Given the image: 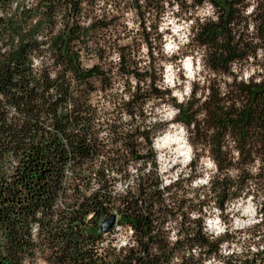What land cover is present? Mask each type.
<instances>
[{"label": "trees", "instance_id": "16d2710c", "mask_svg": "<svg viewBox=\"0 0 264 264\" xmlns=\"http://www.w3.org/2000/svg\"><path fill=\"white\" fill-rule=\"evenodd\" d=\"M209 2L217 19L197 23L193 41L208 71L229 76L254 52L244 40L248 0ZM106 3L0 0V264H264V79L233 78L199 106L176 105V121L216 171L191 198L176 181L161 187L150 147L160 129L145 132L142 113L167 93L158 87L162 43L145 22L172 3L198 9L204 0ZM130 12L138 38L129 36ZM249 17L255 39H264V0ZM83 57L95 63L85 67ZM246 196L259 216L250 232L255 252L226 255V238L205 231V206L213 200L221 212ZM112 214L115 228L104 234L101 221ZM119 228L130 232L123 246L115 244Z\"/></svg>", "mask_w": 264, "mask_h": 264}, {"label": "rangeland", "instance_id": "374dc122", "mask_svg": "<svg viewBox=\"0 0 264 264\" xmlns=\"http://www.w3.org/2000/svg\"><path fill=\"white\" fill-rule=\"evenodd\" d=\"M108 3H110V0H106ZM258 0H248V8L246 9V16H248V20H249V24L247 27V31H245V42L248 44L252 45V50L253 55L249 56L248 58H246L243 61L234 63L231 67L230 70V75L229 76H225V75H221V74H215V73H211L210 71H208L204 65L203 62L201 60L202 55H203V50L198 47L196 45V43L193 41V33L195 30V26L197 23H200L202 20L210 18V17H205L204 19H201V16L198 15V11L200 9L203 8L204 5H202V7L198 8V9H191V8H181L178 7L177 9V5L175 4H171L168 5L166 7H164L163 13L157 18H154L153 21L151 20V18L149 17L148 21L145 22V27L148 26L149 24H153V26H156V34H154L153 36H158V39L161 43H162V39H163V35L164 34H171L170 29H165L164 33H161L159 30V23L161 22V17L163 16V14L169 10H172V14L174 17L178 18V22L180 20L184 21L185 23H187V21L191 20L192 23L189 25L188 28V34H189V38L187 40V42L180 46L177 51L175 53H173L171 56H167L163 50L161 51V56L162 59L160 61V64L162 66V70H163V66L165 63H173L175 65L176 68L180 69V71L178 72V76L179 78L183 81L186 80L187 77L183 74L184 71H186V69H184L183 67V62L185 59H189L190 58V65L191 67L195 70L194 71V75H198L200 77V79H193L191 80V90L189 92L188 98L184 101L186 102L187 100L191 101V104L195 105V106H199L203 100L205 99V97L207 96V94H210L211 91H215L218 90V92L220 93H225L228 90V86L231 84L233 78L236 80V82L242 81V82H248V81H253V82H257L261 79H264V39L262 40H256V36L259 35V32H256L254 30V28L252 27V23L250 20V13L251 11H248L249 8L253 9V7L255 6L256 2ZM106 3V5H102V8H105L106 10H110L111 8H113L112 4H108ZM132 15L129 16V13L127 14V16L125 17L126 23H127V28L129 30V36L130 39L132 38H138V33L141 32L140 29H138V19L134 16L133 12H130ZM134 25L133 27H130L129 24ZM148 31V29H147ZM160 36V38H159ZM157 38V37H156ZM128 42V41H126ZM157 42V41H156ZM162 47V45H161ZM95 63V59L92 57H83L82 59V64L85 67H90L92 64ZM197 63L199 64V69L196 68ZM161 77V81H162ZM161 91H163L164 93H167V95L163 98V99H151V101H153V105L150 108V111H154L155 107H159L160 104L162 103H169L171 104L173 107H176V105H178V103H176V98L174 96L171 95V89L168 88H163L161 89ZM100 94H94L92 97V100L94 103L100 101L102 102V97L99 99ZM150 101V100H149ZM148 101V102H149ZM148 102H146L145 105L148 104ZM180 104V103H179ZM143 116H142V124H143V130L145 132H149V133H154L157 130L165 127L168 123V121H157L151 124V126H148V119H149V112L145 111V106L143 108ZM201 116V115H200ZM201 117H199V119H201ZM173 122H177L176 121V116L173 117ZM188 132V142L192 147V152H193V158L189 161L188 165H186V167L188 169H190V174L189 176H181L178 174L177 179L174 181H171L170 183H177V185L180 187V184L185 186V188L189 191L187 193L186 196H188V198L193 197V192L195 193V191L200 188L203 185H199L197 187H192L191 186V181L193 179L199 178L202 173L198 172L197 169L199 167H201L200 161L204 158H209L207 152L203 149V145L199 144V140L194 137L192 134L190 135L189 131L190 129H186ZM191 142H193V145L191 144ZM152 145V140H151V144L150 147ZM152 149V147H151ZM153 153L155 154L156 157V153L155 151L152 149ZM194 152H197V154L199 155V159L195 160V155ZM155 164L157 165V170H158V163L155 159ZM178 167V164L173 165L172 168L169 169V171H174L175 168ZM192 168V169H191ZM132 173V171L130 172ZM214 174V173H213ZM159 176V175H158ZM160 178V176H159ZM161 180V179H160ZM162 181V180H161ZM181 182V183H180ZM167 185V184H166ZM248 196L246 197H241L243 199H247ZM240 199V198H239ZM237 200V199H236ZM235 200L229 202L226 206L225 209L221 212H219V217L221 219L222 222L225 223L226 228L225 231L220 234L219 236H215V237H225L226 241L224 243V253L227 255L228 253H234L235 255H239V256H243V257H248L250 258L251 254H253L255 251H253V249H255V246L252 243V240L250 239V232H251V228L253 226V224H255L258 220V215L255 211L252 219H253V223L249 224V225H245L242 228H235L232 231L228 230V227L231 226L232 223V215H236V216H240V212L237 211L235 213H230V208L232 203ZM252 203L254 204V202L252 201ZM255 205V204H254ZM192 209H196L197 208V203L195 201V199L193 198V202L191 205ZM214 202L213 200L210 201V203L208 204V206H205V209H209L208 212H206V215L204 217V226L206 229V224H205V219L211 218L210 217V213L212 208L214 207ZM215 208V207H214ZM241 219H247L248 217L245 216H241ZM118 230V229H116ZM206 231V230H205ZM206 233L210 236H212L213 234L210 232ZM129 236H130V232L128 231V229L126 228H119V230L117 231V233L115 234V239H116V245H117V241L123 237L126 241L129 240ZM235 244L237 247H239L241 249V251L239 253H237L235 250L233 251H227L228 249L232 248V245ZM125 245V243L123 244H119V246H123ZM36 264H41V262H37Z\"/></svg>", "mask_w": 264, "mask_h": 264}, {"label": "clouds", "instance_id": "9594fccd", "mask_svg": "<svg viewBox=\"0 0 264 264\" xmlns=\"http://www.w3.org/2000/svg\"><path fill=\"white\" fill-rule=\"evenodd\" d=\"M191 2V0H190ZM178 10V6L177 9ZM252 9L249 8L248 11ZM215 10L209 0H204V6L198 11V15L201 16V19L205 17H210L212 20H216L217 17L214 14ZM132 14L129 13V16ZM192 23L191 20L185 23L178 18L174 17L172 10H169L163 14L161 17V22L159 23V30L161 33H164L165 29H170L171 34H164L162 39V50L167 56H171L177 51V49L184 45L188 38V28ZM130 27H133L131 23ZM113 59H118L117 56H114ZM39 63V61H36ZM183 67L186 69L184 75L187 77L186 80H181L178 76L180 69L176 68L173 63H165L162 70V81L158 83V87L161 89L168 88L171 89V95L176 98V103L184 102L189 95L191 90V80L200 79L198 75H194V69L190 65V58L185 59L183 62ZM196 68L199 69V64L197 63ZM135 81H133V84ZM130 97L125 96L124 99L127 100ZM153 105V101H149L145 105V111L149 112L148 126H151L152 123L160 121H168L167 125L161 128L152 138V149L156 153V161L159 165L157 170V175L160 176L162 180L161 187L163 185L169 184L171 181L177 179L178 174L181 176H189L190 169L186 167L189 161L193 158L192 147L188 142V132L181 122H173V117L176 116L179 112V109L173 107L169 103H162L159 107H155L154 111H150V108ZM124 121L130 119L129 116L124 115L122 117ZM139 118H137V123H139ZM139 163V162H138ZM259 163V162H257ZM178 164V167L174 171H169L173 165ZM201 167L197 169L198 172H201L202 175L199 178L193 179L191 181L192 187H197L199 185H207L213 173L216 171V164L211 158H204L200 161ZM138 166V165H137ZM150 167V166H149ZM256 169H253L255 171ZM132 173L135 174L136 169H131ZM145 172L149 171V168L144 169ZM131 179L126 183L117 182L114 185L116 191L123 193L125 188L131 184ZM98 186V185H96ZM256 205L252 203V197L248 196L247 199H237L235 200L230 208V213L240 212V216L232 215L231 226L228 227L229 231H232L235 228H242L245 225L253 223V215L255 213ZM206 212L209 209H205ZM192 217H197L200 215L199 212L190 213ZM247 216V219H241V216ZM210 217L205 219L206 231L212 233V238L219 236L225 231L226 225L221 221L219 217V210L212 208ZM175 239V236L172 237ZM127 241L121 237L117 241V246L119 244L126 243ZM224 244L221 245V250L224 251ZM235 250L237 253L241 251L239 247L235 244L232 245V248L227 251ZM255 251V249H253Z\"/></svg>", "mask_w": 264, "mask_h": 264}, {"label": "water", "instance_id": "95a60500", "mask_svg": "<svg viewBox=\"0 0 264 264\" xmlns=\"http://www.w3.org/2000/svg\"><path fill=\"white\" fill-rule=\"evenodd\" d=\"M116 223V216L114 214L110 215L106 219L101 221L100 231L104 234L111 231Z\"/></svg>", "mask_w": 264, "mask_h": 264}, {"label": "built area", "instance_id": "2783aa9c", "mask_svg": "<svg viewBox=\"0 0 264 264\" xmlns=\"http://www.w3.org/2000/svg\"><path fill=\"white\" fill-rule=\"evenodd\" d=\"M114 228H115V225H114Z\"/></svg>", "mask_w": 264, "mask_h": 264}]
</instances>
